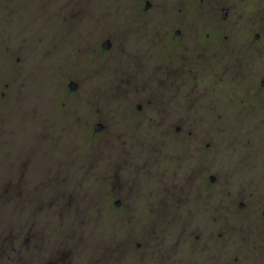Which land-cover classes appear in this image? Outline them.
<instances>
[{
	"label": "rangeland",
	"instance_id": "rangeland-1",
	"mask_svg": "<svg viewBox=\"0 0 264 264\" xmlns=\"http://www.w3.org/2000/svg\"><path fill=\"white\" fill-rule=\"evenodd\" d=\"M149 1L164 19L167 9L189 6L187 0ZM144 7L146 0H0V88L8 89L0 100V264H190L198 254L190 234L180 232L181 222L162 220L154 204L160 182H172L169 170L220 169L232 196L248 188V199L264 200L258 121L264 115L239 105L235 84L225 90L199 85L204 72L193 66L195 85L188 90L177 83L163 102L165 120L186 122L173 128L138 125L125 110V96L109 93L108 83L123 77L128 49L149 57L147 39L130 32ZM107 31L115 37L107 34L94 46ZM7 34L21 46L16 67L23 73L15 82ZM107 37L113 44L105 49ZM169 48L157 43L152 59L156 52L167 57ZM70 73L82 77L66 80ZM114 155L134 162L137 181L123 198L110 185ZM18 170L25 175H18L15 190L2 185ZM185 185L188 194L175 208L182 221L203 194L196 179ZM120 198L126 208L115 205ZM240 221L246 220L228 221L224 264H264L257 237L264 227L256 230L259 223L249 219L240 230Z\"/></svg>",
	"mask_w": 264,
	"mask_h": 264
},
{
	"label": "flooded vegetation",
	"instance_id": "flooded-vegetation-1",
	"mask_svg": "<svg viewBox=\"0 0 264 264\" xmlns=\"http://www.w3.org/2000/svg\"><path fill=\"white\" fill-rule=\"evenodd\" d=\"M187 3L189 6H174V9H167L166 11L171 13L169 19H164L160 6L144 7L139 10L141 23L131 27L130 32L147 39L145 47L149 50L146 52L149 57L155 53L154 47H157V43L162 42L170 46L168 52L170 54L159 58L156 52L155 59L147 56L138 58L128 49L123 72L120 74H123L124 78L122 77L121 81L117 79L116 84H120L118 86L112 81L108 83L111 85L109 93L125 96L127 101L125 110L138 125L145 124L151 127L165 125L168 128H173L177 124L186 126V122L181 118L168 121L164 119L168 114L163 102L168 94L173 92L172 88L177 83H185L188 90L195 85V77L190 75L194 66L199 72H204L197 84L205 86L210 84L208 86L212 88L221 87L224 90L235 84L239 105L247 107L251 113L258 112L264 115V103H261L264 101V0H187ZM162 4L163 1L160 2V5ZM76 11L78 12V9ZM202 14L205 15V21L207 17L204 24L200 23ZM107 34L113 33L107 31L98 35L94 46H97ZM113 36L115 37L114 34ZM7 37H11L12 44L6 48L5 54L14 64L12 74L15 82L20 80L23 73L16 67L21 60L18 53L21 46L19 42L14 41L15 36L7 34ZM111 39L107 37L104 43L109 40L112 45ZM204 59L205 62L201 65ZM74 77L82 75L70 73L65 79ZM7 90L0 88L1 101L7 100ZM107 118L112 124L109 114ZM258 121L264 126V119ZM131 158L114 155L110 159L113 168L110 173V177L113 178L110 185L115 196L119 194L122 198L125 197L127 188H131L137 181L136 175L130 170L134 165ZM13 161L14 159L10 166H13ZM8 170L9 173L11 171L14 173L12 168ZM169 171H166L167 177L172 178V182L165 184L160 182L154 204L163 215L162 220L181 222L180 232L190 234L198 252L192 257L190 264L225 263V253L221 246L226 240L224 234L227 232L229 220L251 219L259 223L256 230L264 227V200L248 199L252 196L248 188L240 189L241 193L232 196L226 189L224 178L220 177L223 176L220 169L204 167L185 170L186 173L182 174L179 171L175 173ZM214 171L215 173H212ZM13 175V182L8 178L2 185L15 190L17 187L15 180L18 179V175L25 173L18 170ZM185 179L188 182L196 179L198 186L203 189V194L200 195L202 199L191 204L188 210L190 214L182 221L185 215L176 217L175 208L180 206V200L188 194V191H185L187 187ZM189 196H192L190 192ZM122 198L116 199L115 205L121 207L125 204L126 208V198L124 200ZM198 202H201L199 206ZM203 213H206V217L202 218V221ZM229 216L232 218L227 219ZM245 222L238 224L237 229L242 230ZM261 232L263 231H259L257 236L259 245L264 242V234Z\"/></svg>",
	"mask_w": 264,
	"mask_h": 264
},
{
	"label": "water",
	"instance_id": "water-1",
	"mask_svg": "<svg viewBox=\"0 0 264 264\" xmlns=\"http://www.w3.org/2000/svg\"><path fill=\"white\" fill-rule=\"evenodd\" d=\"M151 6V2H147V7H150ZM103 47L105 48V49H108V48H110L111 47V42L109 41V40H107V41H105V43L103 44ZM69 86H70V88H71V90H76L77 89V87H78V84L75 82V81H72L70 84H69ZM102 128V124H98L97 126H96V129L97 130H100Z\"/></svg>",
	"mask_w": 264,
	"mask_h": 264
}]
</instances>
